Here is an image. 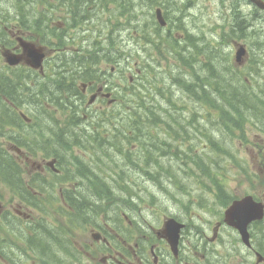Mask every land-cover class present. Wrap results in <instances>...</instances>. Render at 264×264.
Here are the masks:
<instances>
[{
    "label": "rangeland",
    "instance_id": "obj_1",
    "mask_svg": "<svg viewBox=\"0 0 264 264\" xmlns=\"http://www.w3.org/2000/svg\"><path fill=\"white\" fill-rule=\"evenodd\" d=\"M111 1L113 4H107L105 9H100V6H98L94 21L89 25H83V27L91 25V28L81 27L83 29L81 35H78L80 33L75 30L67 31L66 35L70 36L69 42L74 40V43H72L73 47L66 44L65 48H60L61 52H64V49H76L83 55L86 53L93 54V52L95 55L102 52L103 57L99 60L96 72L99 73V66L105 71H109L111 66H114L115 76L118 78V88H120L119 92H129L127 95L129 98L123 101V103L129 102L126 105L127 111L132 100L130 96L133 97L134 106L136 107V91L144 92L143 95L149 107L161 104L162 109L168 111V114L163 112V117H161L166 121V125H162L157 130H151L152 133L146 129L145 137H151V139L160 138L162 142H173V151L179 145H182L181 137H187L189 141L184 142L183 146L185 149L181 148V152H189L187 150L188 147L193 146L195 149L193 150L194 157L200 156L210 165L209 174L204 165L187 158L183 152H179L178 157L173 156L172 158L164 159L162 163L165 169L171 166L173 175L172 178L168 177L169 173L165 174L166 171L159 169V167L158 171H154L155 174H160L165 179L163 180L165 187L162 188L158 181L148 175V167H155L157 163L155 164V161H151V163L147 162L145 164V162L136 157L138 154L143 155L138 142L136 144L134 140H125L123 136L118 139L116 132L118 121L120 123L123 122L129 114L127 111L123 112L122 108H120L122 101L119 95L114 93L115 96L118 95V102L113 106H106L105 102L102 106H99V104L95 105L93 107L94 112L102 111L104 115L101 116L104 119L109 117V122H102L103 118L98 119L101 128L99 133L104 135L107 141L111 138V143L104 144L106 155L101 152L99 154L102 167L108 171L106 173L107 180L111 184V174L117 170L115 174H112L116 180L113 184L125 197L124 205L126 203L130 205L129 200L134 194L133 208H131L130 214L127 213L129 218L128 220L122 218L121 222L125 227L132 226L131 235L133 237L142 239L143 234H149L150 225L154 229H158L166 216H177L187 221L186 237H192L197 240L205 237L212 238L213 227L218 221L215 216L219 215L221 208L225 207L232 197H242L248 193H258L260 197L264 196V152H260L261 148L264 150V133L254 125L255 118L251 113L243 116L244 122L243 118L240 119L243 130L236 129L233 131L232 127L229 126L228 128L225 123L228 118L224 117L219 108H214L213 104H206L205 101L197 97L186 95L184 87L175 79L180 78L188 82L195 75L203 79L206 76L209 77V73L203 68V65L210 55L214 66L229 67V70L224 72L229 75V80L236 81L237 75L244 81V85L239 83L238 87L243 86L242 93L245 89L248 91L245 94L246 100H249L251 95L259 94V92L264 90V17H262V20L255 21L254 26L252 25L254 31L251 30L250 35L241 34V39H234V41L228 36L229 30H231L232 5L224 0ZM154 3L162 5L161 7L165 11L171 32L163 31L157 26L155 20L157 5H151ZM42 7H37L38 13L42 10ZM64 12L65 9L59 8V12L56 13L58 18H63V21H65ZM249 18L253 19L252 17ZM63 21L59 20L56 24H61ZM156 29L159 30L160 35L155 33ZM50 32H52L51 29ZM50 32L46 40L54 45L59 44V39L55 38V35ZM55 33L59 34L60 32L57 30ZM152 34V40L159 38V42L156 41V43L160 44L164 58L168 57V60L157 54L153 44L149 45L143 40L144 36L150 38ZM170 36L178 40V49L182 53H186L185 56L188 57L189 61H193L190 57L192 51L187 49L192 44L190 43L192 41L190 36L195 38V44L199 45L198 47L200 48L198 60L201 63L194 61V70L191 68L193 65L186 67L184 62L179 61L178 57H174L169 53L170 48L167 46L166 39ZM79 38L81 40L78 41ZM83 39L85 40V46H82ZM199 40L202 41L200 42ZM77 41L78 43H76ZM175 43L176 41H174ZM238 43L239 45L245 44L249 52L244 59L243 65L235 69V53ZM100 48L102 51H99ZM175 49L177 50V45ZM55 52L59 54L58 50ZM107 53L109 54L108 56H106ZM58 54L57 57L59 56ZM121 55L122 61L121 66L119 64V69L115 63H112V65L107 62L115 60ZM215 56L216 58H214ZM214 60H217V62H214ZM233 70H238V73ZM75 72H79L78 68L75 69ZM139 72H144V74ZM32 76L34 75L32 74ZM130 77L133 78L132 81H129ZM233 77L234 79L232 80ZM6 81L3 80L2 85L8 89ZM11 81L13 86H18L17 81ZM21 87H18V89L20 88L18 92L22 94H31L35 88H30L23 81ZM143 95L141 94L142 97ZM25 98H28V96L22 97L21 104L26 103V105H20L18 110L24 112L27 117L34 121L36 114L32 106H30L31 100L28 101ZM214 98L212 95V99ZM168 99H171L172 103L168 104ZM88 100L89 98H87ZM134 111L135 109L132 108V112ZM234 115L237 117L236 114ZM70 117L71 113L68 110L66 116L57 114L56 119L68 121L71 119ZM175 120L180 121L182 125L187 127L186 133L174 135L173 132L168 131L170 124L176 125ZM20 124L28 135L26 136L28 137V142L31 141L34 135L41 134L43 131V129H38L37 132H34L35 129L31 125L32 123L26 124L20 121ZM41 124L45 125V121ZM1 134L5 136L6 132L2 131ZM10 135L12 140L20 137L21 141L25 143L23 137L21 138L20 132L11 133ZM70 135V138L74 139L78 136L77 132L72 130H70ZM206 135H209L210 138H207ZM127 136L132 137L134 135L130 131ZM11 139L7 140L10 141ZM77 140L79 141V138ZM212 141L213 143L216 142L215 146H221V150L231 152L232 155L228 156L226 152L213 150ZM256 143L260 147H256ZM207 146L210 147L207 148ZM7 149L13 156L16 154L15 151H12L14 149L10 147H7ZM193 152L190 151L189 153L193 154ZM82 154L86 155L78 147L69 150L65 156L84 157ZM20 157L19 159L14 158V161L18 160L15 161L17 172L20 174L19 177H21L22 184L25 187H29L26 184L33 182V174L37 173V169L32 166V163L36 162V160L38 161V159L33 156L27 157V155L25 159L23 158L24 156ZM14 161L11 159L12 163ZM86 161L94 168L95 172L100 170L99 165L95 164V159L92 160L94 163L89 162L88 159ZM205 166L209 167L207 164ZM213 167L218 169V177ZM118 173L121 174L122 178H119ZM158 176L156 175V178H159ZM47 177L53 179L50 174ZM77 183L84 185L85 188H89L93 194H96L94 193L93 185L89 181H81L77 178L75 181L71 180L67 185L63 183V187L57 188L56 192L60 194L63 188L75 190ZM14 197V192H10L8 188L6 189L3 185H0V205L8 206L15 213L10 218H7V221L17 222L19 220V212L22 213L21 218L23 220H34V222H40L38 221L42 219L40 214L45 216V212L37 211L39 208L30 207L32 209L28 210L26 207L28 205L22 202L19 203V200L14 199ZM110 202H106V205H114L110 204ZM47 219V221L53 220L52 218ZM65 221H68V219L66 218ZM129 221H131L132 225L128 224ZM122 230H125V228H122ZM224 232L221 240L220 236L217 235L216 244L210 242L215 247L214 249L210 245V255H205L206 252L204 250L198 253L196 256L198 264H226L228 262L231 264H242L241 254H238L237 251L241 245H234L237 248L236 250L233 249L232 245L224 244V242L232 243L233 239L236 243V235L232 236L228 231ZM85 233L87 237H90L91 227H88ZM224 237H227V240H223ZM184 240L187 239L184 238ZM225 259L227 260L224 261ZM83 262L89 263V257L87 256Z\"/></svg>",
    "mask_w": 264,
    "mask_h": 264
},
{
    "label": "flooded vegetation",
    "instance_id": "obj_2",
    "mask_svg": "<svg viewBox=\"0 0 264 264\" xmlns=\"http://www.w3.org/2000/svg\"><path fill=\"white\" fill-rule=\"evenodd\" d=\"M224 1L231 5L247 3L246 0ZM6 10L7 6L0 7V74L2 73L4 75L8 73L17 76L15 80L18 86H13L11 81L13 79L7 76L6 83L9 85L7 92V89L0 82L1 121H5L4 112H8L6 106L11 108L9 112H15L21 118L20 114L22 112L18 110L15 102L21 101L23 96H28L25 99L28 101L31 100L30 106L34 109L36 118L34 121L29 117L23 120L27 122L26 124L32 123L31 125L36 126L34 127V131L39 128L46 129L47 132L50 131L51 127L49 125L51 120L53 121L56 118V112L50 105V101H52V90L47 87V92L44 91L43 84L50 81L48 77H59L65 83L64 91L68 89V93H70L71 88H74L73 94L77 106L74 105L71 108H78L77 115L79 114L85 123L80 125L58 126L57 129L65 130L66 133L62 131L63 136L70 138V130L77 128L80 131L79 136L81 137L79 146L86 154L84 157L65 156L58 158L54 154L53 141L40 140V142H28L23 137L25 141L23 143L18 136L16 140L3 141L1 146L14 149L16 154L13 157L5 156L0 159L1 162L9 158L19 159L21 158L20 156H24L23 158L25 159L26 155L27 157L33 156L38 159V161L36 160V162L32 163V166L37 169V173L33 174V182L26 184L29 186L27 187L28 192H25L26 195L24 196L22 191L17 188L19 183H11L8 190L14 192V199L19 200V203L22 202L28 205L26 206L28 210L32 209L30 205L36 207L37 201L41 206L46 207V203L50 200L49 196L51 195L48 189L51 187L53 180L47 176L50 174L52 178H55L56 175L62 174L63 176H67L66 185L71 180L75 181L76 178L81 181H90L95 189L94 193L99 195L101 189L96 188L93 183L101 176L106 177L108 171L102 165H99L100 170L104 173L100 170L95 172L94 168L88 165L86 159L89 162H93L92 160L95 159V163L100 164V158L97 155L100 152L105 153L100 146L102 142L96 141V139L100 138V134L98 133L100 126L92 123V120L96 116L100 114L104 115V113L102 111L94 112L93 107L97 104L102 106L104 102L106 106H113L115 104L112 103V100L114 93L118 92V78L115 76L114 66H111L109 71H105V69L99 66L98 73L96 70L99 61L94 63L89 62L88 65L91 66V70H89L90 75L85 77V72L79 73V81L81 83L79 86L75 85L74 82H69V79L72 77V72L75 69L78 68V71L82 72V67L87 65L83 62L85 56H78L76 54L78 50H74L73 52L69 51V53L57 57L58 53L55 52L57 49H51L48 43L39 40V26L37 24L25 27L24 23L17 21L19 20L18 18L15 20L12 19V13H8ZM24 42H32L37 46H44V54L46 57L43 61L44 67L42 70L32 67L37 63L28 55L29 52H25L23 45L26 44ZM13 55H16L17 59L20 60V64L17 66H11L7 63L6 57H13ZM107 62L117 65L118 59ZM23 77L26 80L32 81V86L33 88L35 87L31 94L18 92V87L22 85ZM93 96H95V100L90 105L89 101ZM87 98H89L88 101ZM66 99L68 98L66 97ZM60 102L62 101L60 100ZM39 121L41 123L45 121V125L38 124ZM257 143L255 146L260 147ZM66 144L69 143L66 142ZM28 145H31L30 151L27 150ZM23 148L24 150L26 148V150L24 151ZM6 152L10 153L8 150ZM260 152L263 153L264 150L261 148ZM54 160L56 162L52 163ZM19 175L15 172L11 174V177L21 179ZM31 184L35 188H31ZM66 190L71 195V199L76 206V211L80 210V219L68 221H47L48 219H41L38 220L40 222H34V220H23L21 218L22 213L19 212V220L13 223L7 221V218H10L15 213L8 206L0 205V264H198L196 260L198 253L204 250L206 252L205 255H210V245L214 247V244L212 245L210 242H217V235L220 236L221 240L222 234L225 233L224 231H228L232 236L236 235V243L233 239L232 243L224 242V244L232 245L233 249L236 250L237 248L234 245H241L237 251L238 254H241L242 264H264V216L251 220L243 229L246 234L244 236L241 230L226 221V211L231 204L227 205L221 208L218 216H215L218 221L213 227L214 233L212 238L205 237L197 240L192 237H186L185 229L181 233L179 244L174 252L169 242L165 239L164 224L168 218L167 216L158 229H154L150 225L151 230L149 234H143V238L138 239L131 235L132 226L125 227L121 222L122 218L128 220L127 213L130 214L124 207H118L117 209L116 206H106L105 209H110V213L102 214V211L101 214L95 215L96 220L87 221L84 219L86 207L83 204L84 199L82 196L86 195L88 191L91 192L90 189L77 183L75 190L69 188H66ZM248 195L253 196L256 203L262 204L264 207V196L260 197L258 193H248L244 196ZM244 196L235 197L233 201L242 199ZM34 198L35 200H31ZM98 207L100 206H96L95 208ZM40 209L46 213L44 208L41 207ZM76 211L75 216L78 215ZM8 215L9 217H7ZM41 217L44 218L40 214ZM245 219L246 217L243 220ZM232 220L237 223L233 217ZM131 221L128 224L132 225L133 223L135 225ZM88 227H91L90 237H87L85 233ZM141 227L145 229L144 226L141 225ZM187 227L188 225H186ZM122 228H125V230H122ZM166 234L168 235V230ZM184 238L187 240H184ZM224 239L227 240V237H224ZM87 256L90 259L89 263L83 262ZM226 264L231 263L228 262Z\"/></svg>",
    "mask_w": 264,
    "mask_h": 264
},
{
    "label": "trees",
    "instance_id": "obj_3",
    "mask_svg": "<svg viewBox=\"0 0 264 264\" xmlns=\"http://www.w3.org/2000/svg\"><path fill=\"white\" fill-rule=\"evenodd\" d=\"M24 4V3H23ZM156 34L160 35L158 32H156ZM145 39V38H144ZM143 39V40H144ZM146 42H150L149 44H153L155 46L156 51H158V53L163 54V49L160 48V44H157L156 41L159 42V38L156 40H152L151 38L148 40L146 37ZM192 41L190 43H192L187 49H190L193 53H190V57L193 59V61H189L188 57L185 56L186 53H182L179 49H178V40H176V38H169L167 39V46L170 48V54H172L174 57H178L179 61L184 62L186 67H189L190 65H193L191 68L194 70V61L196 62H200L198 60V52H200V48L198 47L199 45L195 44V38L191 39ZM174 41H176V43L174 44ZM195 44V45H194ZM177 45V50L175 49ZM176 55V56H175ZM216 58V56L214 57ZM212 58H210V55L208 57V59H206L205 64L203 65V68L209 73V75L211 76H206L204 79L202 77H199L198 75L194 76L193 78H191V80H189L188 82H185L182 79H178L176 78L175 81H177L182 87H184V92L186 93V95L188 96H194L197 97L198 99L205 101L206 104L210 103L213 104L214 108L217 107L222 111V114L224 115V117L228 118V121H226V125L230 127H232V130L235 131L236 129H242V122H240L243 118V122H244V115H248V113H251V115L256 118V117H260L259 112H262L263 110H261L264 106V101L262 99V97L258 94L255 95H251L249 97V100H246V93H248V91L245 89V91L242 93L243 91V86H239L238 84H243L244 85V81L242 79H237L236 81H231L229 80L227 74H225L224 72L226 70H229L228 68H222L220 66H214V64H212ZM218 61H220V59H218ZM230 61V60H229ZM214 62H217V60H214ZM201 63V62H200ZM229 63V62H228ZM230 64V63H229ZM236 77H239L236 75ZM181 81V82H180ZM65 83H56L54 88L52 89V93L54 94V96L52 97V99H54L55 104L57 106H59V101H58V97L62 96ZM211 91V92H210ZM213 91V92H212ZM143 95V91H136L135 95V104L136 107L133 106L132 108L135 109V111L129 112L128 116L123 120V122H119L118 124V133L119 136H125V139L130 141V140H134V143L138 145H140V149L141 152H143V155H136L137 158L141 159L143 162H145V164L147 162L151 161H155V164L157 163V166H150L148 167V173L152 175V178L156 181H158V183L161 185V187H165L163 185V180H165L160 174H155L154 171H158L159 169H164L166 172L165 174L169 173L168 177L172 178V167H168L165 169L162 161L164 159H169L172 158L173 156L178 157V153L181 152V148H184V142L189 141L188 138L186 137H181L182 140V145L178 146L176 148L175 151H173V142L170 141H166V142H162V140H160V138L157 139H151V137H145V131L146 129H148L150 132L151 130L154 129H158L160 128L162 125H166V121H164L161 117H163V112L165 114H168V111L162 109L161 104H157L156 106H151L149 107L146 103V98L141 96V94ZM217 94L218 97L212 99L211 95H215ZM245 95V96H244ZM133 98V97H132ZM139 98V99H137ZM134 100V99H133ZM210 101V102H209ZM253 101V103H252ZM251 104H250V103ZM125 103V102H124ZM134 103V101L132 102ZM172 103L171 99H168V104ZM127 103H125L126 105ZM230 110V111H229ZM261 110V111H258ZM258 111V112H257ZM229 114V115H226ZM236 114L237 117L234 115ZM125 116V115H124ZM257 119V118H256ZM176 121V125L174 124H170V126H168V131L173 132L174 135H179L180 133H186L187 131V127H185L184 125H182V123L180 121ZM230 122V125H229ZM264 123V121L262 122ZM168 125V124H167ZM130 127H132V129H130ZM132 132V134L134 136H132L131 138H129L127 136V134L129 132ZM152 133V132H151ZM158 134V133H157ZM54 135L56 138H62V136L64 135L63 133H56L54 132ZM78 135V133H77ZM144 135V136H143ZM207 138H210L209 135H206ZM79 137V136H78ZM133 143V144H134ZM213 143V141H212ZM216 143H213V150L215 151H221V152H226L224 150H221V146H215ZM214 147H216V149H214ZM179 149V150H178ZM189 152L194 149L193 146H189L187 149ZM183 152V151H182ZM181 152V153H182ZM186 151L185 156L189 159H193L195 162L200 163L201 165H204V168H206L208 170V173L210 174V165L204 161V159L200 156L198 157H194V152L193 154L189 153ZM231 153V152H230ZM229 152H226V154L231 155ZM131 157V155H130ZM2 158V156H0V159ZM199 158V159H198ZM205 164H207L209 167L205 166ZM6 165V169L9 168V171L6 172H13L12 169V165L10 163L7 164H3ZM148 165V164H147ZM159 167V169H158ZM14 169V167H13ZM214 172H216L214 170ZM156 175H159V178H156ZM91 198H93V196H91Z\"/></svg>",
    "mask_w": 264,
    "mask_h": 264
},
{
    "label": "water",
    "instance_id": "obj_4",
    "mask_svg": "<svg viewBox=\"0 0 264 264\" xmlns=\"http://www.w3.org/2000/svg\"><path fill=\"white\" fill-rule=\"evenodd\" d=\"M258 7L261 9H264V2L259 0H252ZM157 17L161 25L165 26L166 22L162 16V13L160 10L157 12ZM35 53V51H33ZM247 54L246 48L244 46H240L236 53V61L237 64L242 65L244 58ZM38 62L41 61V57H37ZM12 64H16L18 62L15 61V59H11ZM252 212V213H251ZM229 221L231 216L233 215V218L235 221H237V226L240 228L241 225L246 227L248 223L253 220L257 219V217H261L263 215V208L261 205L257 206L253 202V199L251 197H248L242 201L235 202L234 205L229 209L228 213ZM250 216H253L255 218H249ZM246 217L245 220H243ZM182 226L178 225V223L175 220H171L166 224V229L168 230V237L171 239V241L176 242L178 239V234ZM242 228V227H241ZM242 230V229H240ZM242 234L246 236L245 231L242 230Z\"/></svg>",
    "mask_w": 264,
    "mask_h": 264
},
{
    "label": "bare ground",
    "instance_id": "obj_5",
    "mask_svg": "<svg viewBox=\"0 0 264 264\" xmlns=\"http://www.w3.org/2000/svg\"><path fill=\"white\" fill-rule=\"evenodd\" d=\"M157 10V8L155 9V11ZM177 207V206H176Z\"/></svg>",
    "mask_w": 264,
    "mask_h": 264
}]
</instances>
